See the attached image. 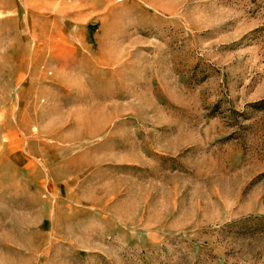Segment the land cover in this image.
I'll list each match as a JSON object with an SVG mask.
<instances>
[{
    "label": "rangeland",
    "instance_id": "obj_1",
    "mask_svg": "<svg viewBox=\"0 0 264 264\" xmlns=\"http://www.w3.org/2000/svg\"><path fill=\"white\" fill-rule=\"evenodd\" d=\"M50 1L0 0V264H264V0Z\"/></svg>",
    "mask_w": 264,
    "mask_h": 264
},
{
    "label": "crops",
    "instance_id": "obj_2",
    "mask_svg": "<svg viewBox=\"0 0 264 264\" xmlns=\"http://www.w3.org/2000/svg\"><path fill=\"white\" fill-rule=\"evenodd\" d=\"M50 3L53 5L56 3V7L62 9L60 12L63 14L62 18L69 19L73 24L88 26L95 22L96 0H53ZM90 36V33L72 31L51 33L46 37L51 41L49 56L54 61V67L49 70L48 78L52 86L74 87L76 84H72L73 81L78 78L81 81L84 73L103 71L105 62L103 59L106 55L101 53L102 50L96 49L94 54H91ZM98 40L101 48H105L101 36ZM68 55L75 57L69 59Z\"/></svg>",
    "mask_w": 264,
    "mask_h": 264
}]
</instances>
